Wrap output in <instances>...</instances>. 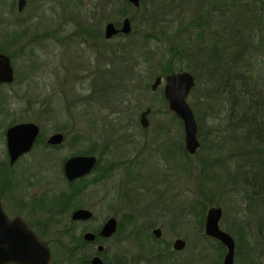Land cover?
I'll use <instances>...</instances> for the list:
<instances>
[{
  "label": "rangeland",
  "instance_id": "rangeland-1",
  "mask_svg": "<svg viewBox=\"0 0 264 264\" xmlns=\"http://www.w3.org/2000/svg\"><path fill=\"white\" fill-rule=\"evenodd\" d=\"M106 1H100L101 6L106 4L102 17L107 19L102 22V32L107 22L121 23L124 17L132 16L136 20H131V27L137 33L146 32L147 27L142 25L145 18L140 20L142 8L137 11L122 2ZM97 2L99 0H26L19 12L17 0H0V48H4L0 53L8 54L15 74L12 83L0 87V160L6 158L5 129L13 123L32 121L40 124L41 137L61 132L64 140L61 147L56 149L35 147L13 171L26 170L32 173L33 166L38 165L39 160H44V176L49 181L44 185L48 186L50 192H59L60 188L69 185L62 173L63 160L75 154L90 155L82 152L91 148L93 139H97L99 149L102 139L114 141V145L107 150L109 152H100L101 166L105 167L110 160H114V164L122 160L125 163L126 160L140 161L131 167V171H137L141 180H147L144 191L148 192H141L143 196L140 206L123 203L120 188L128 174L121 165L114 167L108 177L91 180L95 176V173H91L74 184L84 186L82 202L95 204L92 208L94 216L90 221L68 225L71 208L57 215L58 221L49 226L48 232V238L52 241L50 251L54 264H69L73 256H67L69 253L75 254L77 249H73L75 243L80 241L78 237L83 233L82 230L95 231L109 217L117 219V233L108 239H99L94 245L83 244V254H95L97 244L101 243L104 250L100 256L105 264H119V259L122 261L120 264H123L124 257L128 264H222L225 247L219 248L216 239H206L199 220L186 216L182 207L187 199L192 200L197 195L196 177L200 170L198 157L211 156L212 145L224 140L227 143L222 144L225 146L223 155L231 154L234 151L233 145H239L243 150V134L239 133L241 137L238 143H233L232 139V143L226 140L222 133H219L218 140L212 137L218 134L216 121H204L205 131L210 138L193 153L191 162H187L181 155L182 145L186 150L183 125L168 111L162 99L164 79L156 89L150 87L154 78L161 76L156 73L160 67L150 70L149 75L147 64L140 59L135 60L136 48L133 47L135 61L132 59V62L137 63L140 77L149 75V91H140L143 82L140 77L132 82L123 78V69L128 68L130 63L131 40L122 34L106 40L97 37L94 30L90 33L89 27L99 16L95 9ZM143 2L148 6L151 2L159 10L160 0H155L154 5L152 0ZM157 15L161 17L160 13ZM138 37L133 39L137 41ZM122 44H126L128 52L118 55L114 49ZM157 61L153 64L157 65ZM182 70L189 71L185 68ZM193 75L195 85L187 100L194 112L198 110L195 103L200 104L205 92L206 77L205 72L198 77ZM120 103L122 106L117 107ZM147 107L151 108V112L147 115L148 127L143 128L139 121L140 114ZM208 109L210 107L203 109L202 113ZM82 133L89 134V137L85 138ZM168 139L172 141L174 149L170 158H166V154L160 151L165 148V143H169ZM250 156L245 152L226 161L230 169L239 172L238 179H241L240 174L247 168L245 160ZM169 170L171 177L165 173ZM209 172L207 169L205 173L208 177ZM217 172L223 176V182L227 180L223 169ZM153 173V176L159 174L158 179H162L163 183L149 185ZM22 182L23 178L20 177L19 185ZM159 190L169 192L161 199V207L159 201H155L160 196ZM236 190L231 193V201L226 199V195L217 193L212 201L223 204L210 206L221 207L219 226L234 238L237 218L243 220L241 214L236 215V207L242 208L241 202L238 204L241 188L237 187ZM152 205L159 206L154 208ZM143 223L159 227L162 231L161 239L154 238L149 232L150 227L141 225ZM175 238H182L186 242L181 251L172 250L171 242ZM244 252L247 253L242 247L238 258L234 254L235 264H248ZM79 263L76 260L73 264Z\"/></svg>",
  "mask_w": 264,
  "mask_h": 264
},
{
  "label": "trees",
  "instance_id": "trees-1",
  "mask_svg": "<svg viewBox=\"0 0 264 264\" xmlns=\"http://www.w3.org/2000/svg\"><path fill=\"white\" fill-rule=\"evenodd\" d=\"M100 1L95 5L99 16L92 25L96 27L95 35L102 38V22L107 19L102 17L106 4L101 6ZM113 1L122 2L137 11L142 8L140 20L145 18L142 25L147 27L143 33H137L132 28L129 34H122L131 40L130 63L128 68L123 69V78L132 82L141 76L137 63L132 62L135 52L133 47L136 48L135 60L140 59L147 64V73L156 67H160L156 73L161 76L183 68L196 77L205 72L206 89L200 104L195 103L198 110H194L199 148L210 138L204 123L209 119L216 121L218 134L217 137H212L218 140L219 133H222L226 140L238 143L241 137L239 133L243 134V150L239 145H233L234 151L223 155L225 146L222 144L227 143L224 140L212 145L211 156L198 157L200 170L196 177L197 195L192 200L187 199L182 208L186 216L195 217L201 228H204L208 207L223 204L212 201V198L219 193L226 195V199L231 201V193L240 187L241 198L238 204L241 202L242 208L236 207L235 210L236 215L241 214L243 220L237 218L235 224V255L238 258L244 247L248 264H264V0H160L158 11L151 2L148 6L143 0H140L138 7L127 0ZM152 1L154 5L155 0ZM130 20L136 18L132 16ZM135 36H139L137 41L133 39ZM126 48V44H122L114 50L120 55L128 52ZM3 51L4 48L1 47L0 52ZM154 61H157V65L153 64ZM149 75L140 77L143 79L141 90L138 88L140 91H149ZM162 99L167 108L164 96ZM116 106L122 105L120 103ZM207 107L210 109L202 113ZM173 116L182 125L181 119L174 113ZM82 136L88 138L89 134L82 133ZM244 151L251 156L245 160L247 168L240 174L241 179H238L239 172L230 169L226 161L244 154ZM82 153L91 154L90 148ZM181 155L187 162H191L193 154L184 150L183 145ZM207 169L210 171L209 177L205 174ZM220 169L224 170L227 182H223V176L218 174L217 170ZM51 243L49 241L50 247ZM218 243L219 248H224L219 241ZM75 244L73 250L79 249L84 242ZM54 263L52 261L51 264Z\"/></svg>",
  "mask_w": 264,
  "mask_h": 264
},
{
  "label": "water",
  "instance_id": "water-1",
  "mask_svg": "<svg viewBox=\"0 0 264 264\" xmlns=\"http://www.w3.org/2000/svg\"><path fill=\"white\" fill-rule=\"evenodd\" d=\"M134 7H138L140 0H127ZM25 0H17V9L22 11ZM132 30L129 17H124L120 27L117 28L114 22L109 21L104 27L105 38H110L117 33L129 34ZM14 79V70L10 57L0 53V84L10 83ZM164 79L163 96L169 111L177 115L183 125L184 146L188 153H195L200 147L198 139V124L187 96L195 85L192 73L186 70L172 72L163 78L158 75L154 78L151 89H156ZM150 108H146L140 118V122L146 124V114ZM39 128L35 123L22 122L10 126L6 131L7 151L11 161L23 152L28 151L38 134ZM63 134L58 132L52 134L48 141L52 144L60 143ZM94 165V157L91 155H74L68 158L64 164L65 175L69 180L75 177L88 174ZM92 215L87 209H78L73 212V219H86ZM222 217V209L219 206H212L207 209L204 220V235L214 238L225 247V254L222 264H235V241L230 233L219 226ZM116 218L109 217L103 225L100 235L111 236L115 231ZM158 232V229L155 231ZM94 234L87 232L85 239H94ZM185 241L177 238L174 241V248L181 249ZM103 245H98V251ZM0 264H51V251L48 244L38 236L21 218H9L2 210L0 203ZM92 264H103L97 255L92 259Z\"/></svg>",
  "mask_w": 264,
  "mask_h": 264
},
{
  "label": "flooded vegetation",
  "instance_id": "flooded-vegetation-1",
  "mask_svg": "<svg viewBox=\"0 0 264 264\" xmlns=\"http://www.w3.org/2000/svg\"><path fill=\"white\" fill-rule=\"evenodd\" d=\"M25 3H26V0H25ZM24 6H25V4H24ZM92 19H93V17H92ZM114 24L116 25L117 28H119L121 23H114ZM89 28L91 30L90 33H93L92 30H94L96 27H94V25H92ZM121 34H123V33H117L110 38H105V36H104V38L106 40H110V39L117 37ZM103 35H104V30H103ZM93 38H95V36ZM13 70H14V67H13ZM14 78H15V74H14ZM13 81H14V79H13ZM12 82H10V83H12ZM10 83H1L0 87L3 86V84H10ZM147 108H150V107H147ZM142 112H141V114H142ZM150 112H151V108H150L149 112L146 114V121H147V115L150 114ZM141 114H140V118H141ZM23 122H32V121H23ZM17 123H22V122H17ZM17 123H13L10 126L17 124ZM32 123H35V122H32ZM35 124L38 126L39 131H38V134H37L35 140L33 141L31 148L28 151L23 152L22 154L17 156V158L13 161H11V157L8 154L7 144H6V131L10 126H8L4 132L5 153H6L5 157L6 158H5V160H2V161L0 160V203H1L2 210L4 211V213L9 218H11V219L15 218V217L21 218L38 236H40L48 244L49 248H51L49 245V241H51V240H49V238H48L49 226L54 224V222L58 221L56 219V218H58L57 215H62L65 209H67V208L72 209L70 216H69V222H68L69 224L68 225H72L74 222H87V221H90L93 219L94 214L92 212V208L94 207L95 204L83 203L82 202V200H83V198H82L83 192L82 191L84 189V186H74V184L81 182L83 179L86 178V176H88L91 173H95V176L91 180H93V179L97 180L98 178L103 179L106 176L108 177L109 174L111 173V171L113 170V168L116 166H120V165H121V167H124V169L127 171V174H128L127 178L125 180H123V184L120 188L121 195L123 197V199H122L123 203L131 204V206H140V203L142 202L141 197L143 196L142 193L148 192V191H144V189H146L145 185L147 184V180H141L140 176L137 175V171H135V170L131 171V169H132L131 167L134 166L135 164H139L140 161L139 160H135V161L126 160L127 162L125 163V160H122L119 162L117 161V164H114L113 163L114 160H110L106 164L105 167H104V165L103 166L100 165L101 164V160L99 158V156H101L100 152H102L104 150H105L104 153L109 152L107 150H109L110 147L112 145H114V141L112 139H106V140L102 139L101 140L102 142H100V143H102L101 149L98 148L100 145H98L99 143H98L97 139L92 140L93 143H92L91 148H90V151H91L90 155L94 157V165L92 166V168L88 174H85V175L79 176V177H75V178H72L71 180H69L67 178V176L65 175L64 164L68 158H70L74 155H71V156L65 158L62 162V173H63V176L66 180V183H68L69 185L66 186L67 188L66 187L60 188L61 191L56 192V193L48 191V186L44 185V184L49 183V181L47 179H45V176H44V173L46 172L43 170V167L45 165L44 160H41L42 162H40V160H39L38 165L33 166V168L31 167L32 170H34V171H32V173L27 172L26 170H19V171L15 170L16 172L13 171V168L15 166H20L22 159L26 155H28L31 151H33V149H35V147L42 146V147L49 148V149L50 148L56 149V148H60L62 145V142L64 140V135H63V139L60 143H57V144L49 143V141H48L49 137L52 134H55L58 132L51 133V134L47 135V137L43 138V137H41L40 124H38V123H35ZM140 125L143 128H146V127H148V121L146 122L145 125H143L140 122ZM169 130H170V128H169ZM168 140H169L170 144L165 143L163 145V147H165V148L162 147L163 149H160L161 152L166 154V156H165L166 158H170L172 156L171 153L174 150L172 141L170 139H168ZM143 141L146 142V139H143ZM150 148L151 147H149L148 151L150 150ZM140 150L142 151V148H140ZM75 155H77V154H75ZM154 167H155V165H154ZM154 170H155V168H154ZM165 173H168V175L171 177V170H169V172H165ZM37 174H38V176H37ZM154 174L155 173H153L150 177V178H153V180L148 182L149 185H155L157 183H163L162 179L161 180L158 179L160 175L157 174V175L153 176ZM20 177L23 178V182L21 185H19V183H18V180ZM165 178H166L165 181H167V177H165ZM169 184H170V182H169ZM149 187H152L154 189H158V187H154V186H149ZM168 193L169 192H162V190L161 191L159 190L160 196L158 198H155V201L156 202L159 201L160 207L163 206V202L161 199H163V196L168 194ZM170 200H171V198H170ZM159 205H152L151 207H154V206L157 207ZM78 209H87V210L92 212V215L86 219H73L72 214L74 211H76ZM108 219L109 218H107L102 223V225L95 231L94 230L93 231L87 230V229L82 230L83 233H81V235L78 237L79 240L83 241L84 245H94L97 242H99L98 241L99 239H108V238L112 237L114 234L117 233L118 228H119V224H118L117 219H116L115 231L111 236L104 237V236L100 235V231ZM141 225H144V226L146 225V227L149 226L150 227L149 232L151 233V235L154 238H156L157 240L161 239L162 231L159 227H155L154 224H152V223H147V224L143 223ZM157 229H158V232H155ZM87 232L93 233L95 236L94 239H92V240L85 239V234ZM176 239L177 238H175L171 242L172 250L173 251H181L184 247L181 249H175L173 246L174 241ZM99 244H101V243H99ZM99 244H97L96 253L93 255H91V254L85 255V253L83 254V250L81 248L82 246H79V249L77 248V250L74 252L75 253L74 255H71L69 253V255L67 256V257L73 256L71 258V261L68 263L73 264L76 262V260H79L80 261L79 264H92V259L94 258V256L98 255L101 258L100 253H102V251L104 250V246H103V249L101 251H98V245ZM101 245H103V244H101ZM76 253H78V254L76 255ZM52 260L53 259L51 258V263H52ZM65 260L67 261L68 259H65ZM101 260H102L103 264H105V262L102 258H101ZM121 262L122 261L120 259L117 261V263H119V264ZM123 264H128V261L126 260L125 257L123 260Z\"/></svg>",
  "mask_w": 264,
  "mask_h": 264
}]
</instances>
